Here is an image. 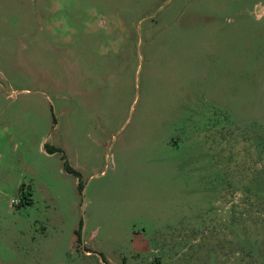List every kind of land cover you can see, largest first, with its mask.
<instances>
[{
	"label": "rangeland",
	"instance_id": "obj_1",
	"mask_svg": "<svg viewBox=\"0 0 264 264\" xmlns=\"http://www.w3.org/2000/svg\"><path fill=\"white\" fill-rule=\"evenodd\" d=\"M0 257L264 264V0H0Z\"/></svg>",
	"mask_w": 264,
	"mask_h": 264
},
{
	"label": "crops",
	"instance_id": "obj_2",
	"mask_svg": "<svg viewBox=\"0 0 264 264\" xmlns=\"http://www.w3.org/2000/svg\"><path fill=\"white\" fill-rule=\"evenodd\" d=\"M217 87H218V85H216L215 87L213 86L214 89L217 88ZM10 205L13 208V203L11 201L9 202V209L12 210ZM21 226L22 225H17V224L8 225L7 227H3V229L7 230L8 234L6 236H8L10 239L11 238L13 239L15 237H22L23 236V233H22L23 232V228ZM6 257H7V261H16V260L22 261V258H23L21 255H18L15 258H13L11 256H6ZM4 260H5L4 258L0 257V261H4Z\"/></svg>",
	"mask_w": 264,
	"mask_h": 264
},
{
	"label": "trees",
	"instance_id": "obj_3",
	"mask_svg": "<svg viewBox=\"0 0 264 264\" xmlns=\"http://www.w3.org/2000/svg\"><path fill=\"white\" fill-rule=\"evenodd\" d=\"M55 150H56V149H54V148L51 149L52 152L55 151ZM67 169L70 170V171L72 170V168H71L69 165H67ZM79 183H80V185H81V182H79Z\"/></svg>",
	"mask_w": 264,
	"mask_h": 264
}]
</instances>
